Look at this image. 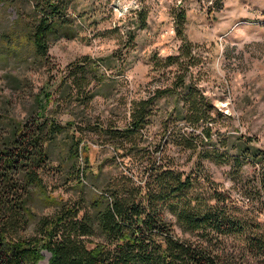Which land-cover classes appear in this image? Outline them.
<instances>
[{"label":"rangeland","instance_id":"rangeland-1","mask_svg":"<svg viewBox=\"0 0 264 264\" xmlns=\"http://www.w3.org/2000/svg\"><path fill=\"white\" fill-rule=\"evenodd\" d=\"M66 1L67 24L56 22L41 56L31 40L39 1L0 0V113L24 122L43 105L45 119L63 128L47 146L48 196L63 204L87 197L88 183H74L82 171L97 175L86 174L100 187L125 171L140 173L141 181L163 157L190 176L192 206L219 207L242 225L219 239L225 264H264L248 246L255 226L264 232V160L245 155L264 156V0ZM82 65L80 90L72 77ZM190 88L212 108L211 123H200L195 135L177 116ZM150 99L136 142L111 140L106 131H125L132 105ZM72 139L82 143L76 160ZM33 211L48 217L53 209ZM42 256L39 264H46L49 255Z\"/></svg>","mask_w":264,"mask_h":264},{"label":"trees","instance_id":"trees-1","mask_svg":"<svg viewBox=\"0 0 264 264\" xmlns=\"http://www.w3.org/2000/svg\"><path fill=\"white\" fill-rule=\"evenodd\" d=\"M38 1L41 18L31 40L36 53L45 56L47 40L58 29L56 22L67 24L62 16L67 1ZM190 51L185 48V56ZM78 73L72 84L81 90L85 65ZM187 92L185 111L177 116L195 135L200 123H211L212 108L195 88ZM151 102L134 103L125 131H106L111 140L134 144L146 125ZM45 109L40 105L39 115L24 122L0 113V264H39L43 252L49 255L47 264H225L217 251L219 239L240 232L242 225L219 207L198 200L192 206L187 198L193 187L190 176L164 163L163 157L150 162L141 181L140 173L125 171L122 178L109 179L100 187L89 182L86 174L97 175L82 171L74 183L79 188L88 183L92 190L87 197L63 204L48 196L42 178L50 160L47 146L63 128L45 119ZM204 135L209 138L210 130H204ZM189 143L193 144L181 138V146L193 149ZM72 144L75 152L71 156L76 160L82 143L72 139ZM245 155L264 160L263 155L248 150ZM262 184L264 190V174ZM33 206L53 209L52 215L39 217ZM261 228L257 225L252 230L248 246L264 262Z\"/></svg>","mask_w":264,"mask_h":264},{"label":"water","instance_id":"water-1","mask_svg":"<svg viewBox=\"0 0 264 264\" xmlns=\"http://www.w3.org/2000/svg\"><path fill=\"white\" fill-rule=\"evenodd\" d=\"M49 260V259H48ZM48 260H47V262H48ZM47 262H46V264H47Z\"/></svg>","mask_w":264,"mask_h":264}]
</instances>
